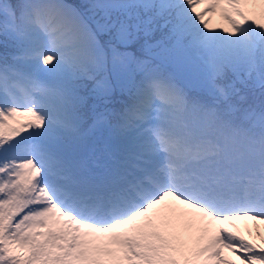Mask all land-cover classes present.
<instances>
[{"label": "snow or ice", "instance_id": "1", "mask_svg": "<svg viewBox=\"0 0 264 264\" xmlns=\"http://www.w3.org/2000/svg\"><path fill=\"white\" fill-rule=\"evenodd\" d=\"M0 17V264H264V0Z\"/></svg>", "mask_w": 264, "mask_h": 264}, {"label": "trees", "instance_id": "2", "mask_svg": "<svg viewBox=\"0 0 264 264\" xmlns=\"http://www.w3.org/2000/svg\"><path fill=\"white\" fill-rule=\"evenodd\" d=\"M13 2L15 3L16 2V0H13ZM3 47L2 46H0V55H2L3 54ZM9 51H11V49H9Z\"/></svg>", "mask_w": 264, "mask_h": 264}, {"label": "rangeland", "instance_id": "3", "mask_svg": "<svg viewBox=\"0 0 264 264\" xmlns=\"http://www.w3.org/2000/svg\"><path fill=\"white\" fill-rule=\"evenodd\" d=\"M79 1L85 2V0H78V2H79ZM214 22H218V18H215V19H214ZM238 223H242V222H238Z\"/></svg>", "mask_w": 264, "mask_h": 264}]
</instances>
